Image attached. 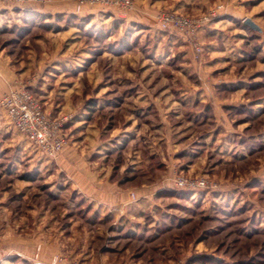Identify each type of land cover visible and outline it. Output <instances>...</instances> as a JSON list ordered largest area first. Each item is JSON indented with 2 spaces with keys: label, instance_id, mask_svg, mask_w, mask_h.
I'll return each instance as SVG.
<instances>
[{
  "label": "rangeland",
  "instance_id": "rangeland-1",
  "mask_svg": "<svg viewBox=\"0 0 264 264\" xmlns=\"http://www.w3.org/2000/svg\"><path fill=\"white\" fill-rule=\"evenodd\" d=\"M48 1L0 4L40 8ZM64 1L93 10L22 13L0 29L10 63L27 67L13 86L29 89L52 115H70L65 147L79 145L75 135H116L108 162L145 167L134 184L166 186L150 195L132 231L105 230L108 217L87 222L86 202L55 159L20 135L0 106V264H32L34 245L74 264H188L195 257L264 264V1L232 17L220 16L224 0H202L194 11L179 10L181 0H131L127 10ZM217 5L218 16L195 39L157 22L159 12L197 17ZM30 49L35 60L25 65ZM213 86L220 92L211 93ZM217 109L227 122L216 131L238 135L194 140V131L215 126ZM178 174L203 177L208 186L177 189ZM82 246L103 248L109 259L80 262ZM59 254L49 264L61 262Z\"/></svg>",
  "mask_w": 264,
  "mask_h": 264
},
{
  "label": "crops",
  "instance_id": "crops-1",
  "mask_svg": "<svg viewBox=\"0 0 264 264\" xmlns=\"http://www.w3.org/2000/svg\"><path fill=\"white\" fill-rule=\"evenodd\" d=\"M224 1L226 3L225 9L221 11L220 16L232 17L244 13L245 10L254 12L257 6H260L262 4L261 2L264 0ZM201 2L202 0H181L178 3L180 7L178 9L184 10L189 8L193 11L199 10L202 9L200 8ZM92 10L93 9L90 8H87V10L82 8L79 11L75 8V3L74 5L67 4L64 0H49L44 7L42 6L40 8L35 6L20 7L17 5L0 4V29L5 26L9 18H15L20 16L22 13L36 14L37 12H40L47 15H54L57 13L68 15V13L76 12L79 14L78 16H83L92 12ZM84 11L86 12L80 13ZM232 13H234V15H232ZM248 16L249 14H244L242 17ZM228 19H225L226 22H229ZM221 20L218 19V21L213 24V27H216ZM28 51L29 62L25 65L31 64L32 60H35L34 54L30 53L31 49ZM61 56V58H66L68 56V52H63ZM10 60L8 52L6 53L3 48H0V95L10 86H13L14 83L17 82L18 77L23 75L27 69V67H23V65L15 66L10 63ZM245 87L246 86H241L237 90L241 89V92H243ZM208 90L211 93L213 91L220 92V89L217 86H213ZM239 99L243 101L241 96ZM220 102H223V100ZM221 104L222 103H220L217 108L220 107ZM214 114L215 126L210 129L203 127L204 130L201 129L199 132L194 131L191 134L192 136L195 135V137H193L194 140L197 141L201 138L206 141L208 138L215 135H238V133L235 132L237 130H233V133H228V131H225L224 133L216 131L219 127L224 128L226 126L227 119L219 109H217ZM188 121L191 120L189 119ZM75 136V140H77L75 142L79 143V145L75 144L73 146L69 145L65 147L60 155L51 164L64 173L71 188L76 190V192L82 197V200L86 202V206L89 210L86 212L84 220L87 222L92 221L91 223H94V219L99 221L104 217H108L112 218L113 221L108 224L107 229L105 230H115L117 232H121L125 229L127 232L134 230L135 227H138L136 225L139 224L136 220H140L144 215V210L149 202L150 195L166 185H159L156 182L151 185L146 182L134 184L132 181L135 177L139 175L140 177L142 175L146 177V174L143 172L145 167L139 168L131 164L129 166L122 164L116 169L114 164L108 162V156L114 151V149L110 147L112 145L111 136L116 135ZM192 136H190V138H192ZM173 152L174 155H177L176 157L179 156V154L175 153L176 151ZM185 155L189 156L187 153ZM99 225L101 226L102 224ZM82 230L85 234H88V231H102L101 227L96 228L94 231L87 227H83ZM32 250L34 251L32 257H30V262L32 264H49L51 257L59 254L55 253V251L46 252L44 249L43 251L41 245H34ZM75 255L80 256V262L100 261L102 263L109 259V256L105 254L103 248H100L97 252L93 248L88 247L85 249L84 246H82L78 248ZM60 256H63V258L67 260L66 255L61 253ZM58 264H62V261Z\"/></svg>",
  "mask_w": 264,
  "mask_h": 264
},
{
  "label": "built area",
  "instance_id": "built-area-1",
  "mask_svg": "<svg viewBox=\"0 0 264 264\" xmlns=\"http://www.w3.org/2000/svg\"><path fill=\"white\" fill-rule=\"evenodd\" d=\"M15 4H28L38 0H1ZM84 4L118 7L123 10L130 9L131 0H76L77 8ZM222 5L209 9L205 14L197 17H189L171 12H159L157 22L161 28H169L175 32L195 39L198 31L212 18L218 16ZM198 50L199 47H196ZM0 106L13 125L14 129L47 159H56L67 144V135L64 132L65 124L70 115H52L46 111L41 102L32 92L23 86H12L0 97ZM173 185L177 189L196 190L208 186V181L203 177H189L178 174L173 179ZM63 264H74L57 258ZM55 262V261H54ZM103 264H114L111 262Z\"/></svg>",
  "mask_w": 264,
  "mask_h": 264
},
{
  "label": "trees",
  "instance_id": "trees-1",
  "mask_svg": "<svg viewBox=\"0 0 264 264\" xmlns=\"http://www.w3.org/2000/svg\"><path fill=\"white\" fill-rule=\"evenodd\" d=\"M66 128V127H65ZM115 168L117 169L121 163L119 161L115 162ZM183 191H188V190H183ZM105 218H103L104 220ZM188 264H212L211 262L209 263L208 261H203L199 257L192 258L190 261H188Z\"/></svg>",
  "mask_w": 264,
  "mask_h": 264
},
{
  "label": "water",
  "instance_id": "water-1",
  "mask_svg": "<svg viewBox=\"0 0 264 264\" xmlns=\"http://www.w3.org/2000/svg\"><path fill=\"white\" fill-rule=\"evenodd\" d=\"M244 24L253 30H258V31L260 30L259 26L255 24L250 18H245Z\"/></svg>",
  "mask_w": 264,
  "mask_h": 264
}]
</instances>
